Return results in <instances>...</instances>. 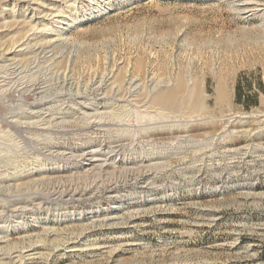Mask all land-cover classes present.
Segmentation results:
<instances>
[{"label": "rangeland", "instance_id": "374dc122", "mask_svg": "<svg viewBox=\"0 0 264 264\" xmlns=\"http://www.w3.org/2000/svg\"><path fill=\"white\" fill-rule=\"evenodd\" d=\"M250 1L255 14L239 10L234 0H0L4 41L19 31L16 21L29 19L30 7L65 8L71 18L61 47L75 57L77 71L109 70L106 62L113 59L142 60L149 73L160 76L189 71L210 94L204 112L193 100L168 112L187 125L190 137L182 142L175 133L142 137L133 121L167 118L135 107L125 149L131 158L149 157L152 165L64 184L52 179L40 187V205L23 214V223L15 222L17 212H8L11 242L5 247L28 245L22 237L33 233L41 255L24 264H264V122L261 130L249 118L248 132L221 131L223 117L231 113L264 115V0ZM171 56L176 70L169 66ZM219 85H225L222 102ZM6 96H0L2 117L10 111L9 100L19 98L15 90ZM15 130L0 123V135L10 131L16 138ZM0 141L4 165L12 142L9 136ZM0 197L6 203L13 195ZM113 213L120 216L116 222L98 218Z\"/></svg>", "mask_w": 264, "mask_h": 264}, {"label": "bare ground", "instance_id": "6f19581e", "mask_svg": "<svg viewBox=\"0 0 264 264\" xmlns=\"http://www.w3.org/2000/svg\"><path fill=\"white\" fill-rule=\"evenodd\" d=\"M234 2L239 3L234 6L239 10H245L244 13L253 14L258 10L257 6L250 7L253 4L250 0H234ZM40 6L30 7L29 19L23 17V20L16 21L19 31L8 41L0 37V96L7 97V92L10 93L12 90L19 94V98L9 100L10 111L6 117L0 116V123L10 124L18 132L16 138H10L13 135L10 131L0 135L9 136L12 144L8 146L13 149L9 151L10 161L5 159L7 163L0 165V196L5 192L13 195L6 203L4 201L1 203L0 200V264H24L40 257L41 243L32 241L35 236L33 233H27L22 237L23 240H30L28 245H12V247L7 246L8 248L5 246L11 242L9 228L7 229L8 212H17L20 217L15 222L23 223V214L32 212L35 206L40 205L42 185L53 184L52 179H57L60 184H64V181L86 180L90 177L102 176L109 171L118 172L128 169L139 163L147 162L148 165H152L149 157L139 155L131 158L125 149L132 137L127 131V126L133 120L131 112L135 107L142 112H162L167 118L164 121H155L145 117L142 123L136 122V124L133 121L132 125L139 127L142 137L149 138L153 133H175V139L182 142L189 136L187 125L183 123L182 118L174 117L176 115L170 113L177 112L175 110L178 107L185 108L192 103V100L194 102L192 105L195 108L200 107L204 112L208 106L207 99L210 97L203 79L198 80L195 75L197 79L195 80L193 75L188 73L189 71L183 72V75L180 71L175 75L170 72L168 76L165 73L164 76H160L157 72L155 75L156 73L147 71L145 68L147 61L142 60H139V63L114 62L116 59L112 58L114 61L111 60V65H109L110 60L105 61L110 66L109 70L102 71V68L100 70L96 68L91 72L86 68L83 72L77 71L75 57L69 55L71 53L69 49L67 51L66 48L61 47L67 40L64 36V24L68 23L71 15L64 10L65 8L58 9L50 5L49 8L44 9ZM11 20L10 22H15ZM104 55L105 53L102 56ZM149 56L151 58V55ZM40 58L43 61H40ZM202 61L200 64L204 63V65L208 62ZM169 66L172 70H176L173 68L175 66L173 57L170 58ZM218 87L217 101L222 102L226 95L225 85ZM31 95L35 96V100H28ZM254 113H229L227 118L223 117L221 131L229 135L240 131L248 132L249 118H252L253 125H258L256 128L261 130L264 119L260 116L264 115ZM252 130L253 128L250 132ZM1 143L0 141V153ZM166 153L162 151V154ZM26 194L29 196H20ZM119 217L115 213L98 215L99 220L108 223L118 221Z\"/></svg>", "mask_w": 264, "mask_h": 264}, {"label": "trees", "instance_id": "16d2710c", "mask_svg": "<svg viewBox=\"0 0 264 264\" xmlns=\"http://www.w3.org/2000/svg\"><path fill=\"white\" fill-rule=\"evenodd\" d=\"M239 96H240V94H239Z\"/></svg>", "mask_w": 264, "mask_h": 264}]
</instances>
